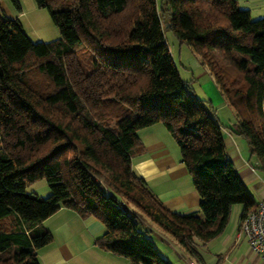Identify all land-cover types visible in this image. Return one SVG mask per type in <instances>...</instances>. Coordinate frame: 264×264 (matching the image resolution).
<instances>
[{"label":"trees","instance_id":"16d2710c","mask_svg":"<svg viewBox=\"0 0 264 264\" xmlns=\"http://www.w3.org/2000/svg\"><path fill=\"white\" fill-rule=\"evenodd\" d=\"M34 1L48 7L57 39H32L0 14V264H39L36 250L51 240L41 222L60 207L103 223L98 246L135 264H172L132 206L193 255V238L215 236L231 204H242L240 219L255 206L214 109L180 75L164 26L208 59L234 109L233 131L264 168V16L252 19L236 0H164L160 9L155 0ZM82 46L93 54L84 63ZM219 57L240 78L229 80ZM157 122L179 148L200 215L165 207L132 168L137 130ZM39 178L44 197L27 189Z\"/></svg>","mask_w":264,"mask_h":264},{"label":"crops","instance_id":"0c3cea01","mask_svg":"<svg viewBox=\"0 0 264 264\" xmlns=\"http://www.w3.org/2000/svg\"><path fill=\"white\" fill-rule=\"evenodd\" d=\"M20 13L21 8H18L17 13L13 12L8 0H0V14L19 20ZM203 73L209 74L206 84L208 88L204 90L209 93L211 103H214L216 97L217 110L228 106L210 72L207 70ZM232 111L231 115L234 116V109ZM215 115L217 117L216 112ZM169 134L159 122L138 129L141 145L131 156L132 168L146 180L152 193L168 209L179 213L198 210L200 196L191 184L190 174L180 161V153L178 155L174 151ZM223 138L226 153L254 200L264 197V176L257 170V164L260 163L258 159L251 160L253 154L246 156L244 149L240 148L239 142L236 144L229 132L223 130ZM248 148L251 152L249 144ZM41 224L50 231L51 240L36 250L39 264H135L95 243L96 238L104 231V225L92 215L83 216L74 209L60 207ZM241 235L238 231L237 238ZM244 240L245 243L240 244L235 239L216 264H264L250 249L245 237Z\"/></svg>","mask_w":264,"mask_h":264},{"label":"rangeland","instance_id":"374dc122","mask_svg":"<svg viewBox=\"0 0 264 264\" xmlns=\"http://www.w3.org/2000/svg\"><path fill=\"white\" fill-rule=\"evenodd\" d=\"M17 1L21 8L19 21L22 24L23 29L32 39L38 41H51L57 39L60 36L58 27L51 19L48 7L38 6L34 0ZM155 1L159 9L164 6V0ZM8 2L10 3L12 11L17 13L18 8L15 6V4H13L11 0H8ZM236 2L239 8L249 9L252 19L264 16V0H236ZM62 3L63 0H58L57 2L51 4V6L53 8H57L63 6ZM125 17H127L126 14H123L120 19ZM164 37L182 78L187 80L190 88L194 91L197 97L204 99L208 105L212 104L211 107L213 109L216 108L215 112L217 113V117L223 127L224 132H229L232 137H234L236 144L239 142L240 148L242 147L244 149L243 153L248 157L252 155V153L248 150V142L245 136L241 134L236 135L233 131L234 127L236 126V121L234 122L233 119L236 120V116L231 115V113L233 114V109L231 106L228 105L224 108L219 107L217 110V107L215 106L217 98L215 97L214 103H211L208 95L209 93L207 94L204 90L205 88H208V85L206 84L208 83L207 75L209 74L206 75L203 72L208 70L213 76L211 70L205 62L208 59H203L202 56L189 44L180 42L173 31L167 26H164ZM77 51L79 53L77 56L82 58L80 59L83 63L87 60L89 55H93L91 53L92 51H90L86 46L78 48ZM219 60V64L224 66L227 70L232 69V72H230L228 75L229 80L237 77L240 78L241 73L237 69L233 68V66L227 60L226 62L222 61L220 57ZM213 78L215 80L214 76ZM169 140L173 145L174 151L179 155V148L171 135ZM254 159H257V157L253 154L251 156V160L254 161ZM257 170L262 176H264V168H262L260 163L257 164ZM190 180L192 184L191 176ZM27 189L32 190L43 197L49 192L47 182L44 178H39L29 183L27 185ZM132 207L137 211L136 213L141 219L139 220V228L146 235L152 238L158 253L172 264H186L188 258L197 260L199 264H216L217 262L221 261L224 252L228 247H230L235 239L240 241V244L245 243V236L243 234L237 238L240 215L242 212L241 203L231 204L227 220L222 229L215 236L206 241L197 237L193 238L192 247L195 251L194 255L188 252L180 243H178L171 234L161 230L157 224L151 221L141 211H139L134 206ZM198 214H201L199 210ZM144 221H146L148 224H146ZM199 257L201 259H199Z\"/></svg>","mask_w":264,"mask_h":264},{"label":"built area","instance_id":"2783aa9c","mask_svg":"<svg viewBox=\"0 0 264 264\" xmlns=\"http://www.w3.org/2000/svg\"><path fill=\"white\" fill-rule=\"evenodd\" d=\"M239 233L245 236L250 249L264 263V197L258 199L255 206L241 217ZM186 264L199 263L194 259H187Z\"/></svg>","mask_w":264,"mask_h":264}]
</instances>
